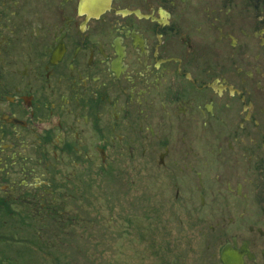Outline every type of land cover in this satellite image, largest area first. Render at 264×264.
<instances>
[{"label":"flooded vegetation","instance_id":"flooded-vegetation-1","mask_svg":"<svg viewBox=\"0 0 264 264\" xmlns=\"http://www.w3.org/2000/svg\"><path fill=\"white\" fill-rule=\"evenodd\" d=\"M113 165L209 264H264V0H0V264L70 244L40 231Z\"/></svg>","mask_w":264,"mask_h":264},{"label":"rangeland","instance_id":"rangeland-1","mask_svg":"<svg viewBox=\"0 0 264 264\" xmlns=\"http://www.w3.org/2000/svg\"><path fill=\"white\" fill-rule=\"evenodd\" d=\"M120 168L113 165L101 173L87 168L86 191L76 193L67 201V213H61V221L68 218L65 229L40 231L44 239L70 244L36 247L34 264H161V258L173 262L180 250L186 264H209L192 229L180 228L165 206H154L156 197L138 172L130 176Z\"/></svg>","mask_w":264,"mask_h":264},{"label":"water","instance_id":"water-1","mask_svg":"<svg viewBox=\"0 0 264 264\" xmlns=\"http://www.w3.org/2000/svg\"><path fill=\"white\" fill-rule=\"evenodd\" d=\"M221 258H222L223 261H224V249H223L222 252H221Z\"/></svg>","mask_w":264,"mask_h":264}]
</instances>
